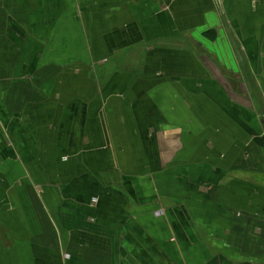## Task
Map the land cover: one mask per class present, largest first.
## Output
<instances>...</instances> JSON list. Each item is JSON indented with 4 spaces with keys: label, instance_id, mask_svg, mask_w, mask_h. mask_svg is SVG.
I'll return each mask as SVG.
<instances>
[{
    "label": "crops",
    "instance_id": "obj_1",
    "mask_svg": "<svg viewBox=\"0 0 264 264\" xmlns=\"http://www.w3.org/2000/svg\"><path fill=\"white\" fill-rule=\"evenodd\" d=\"M0 264H264V0H0Z\"/></svg>",
    "mask_w": 264,
    "mask_h": 264
},
{
    "label": "rangeland",
    "instance_id": "obj_2",
    "mask_svg": "<svg viewBox=\"0 0 264 264\" xmlns=\"http://www.w3.org/2000/svg\"><path fill=\"white\" fill-rule=\"evenodd\" d=\"M251 91V90H250ZM258 94L255 92L254 94H253V98L255 99V100H257V101H259V99H258Z\"/></svg>",
    "mask_w": 264,
    "mask_h": 264
}]
</instances>
